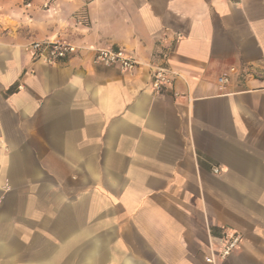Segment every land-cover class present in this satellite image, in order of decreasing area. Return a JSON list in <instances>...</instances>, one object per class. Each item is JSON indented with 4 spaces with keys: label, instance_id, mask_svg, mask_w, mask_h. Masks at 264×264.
I'll return each mask as SVG.
<instances>
[{
    "label": "crops",
    "instance_id": "obj_1",
    "mask_svg": "<svg viewBox=\"0 0 264 264\" xmlns=\"http://www.w3.org/2000/svg\"><path fill=\"white\" fill-rule=\"evenodd\" d=\"M4 11L0 264H206L224 229L242 239L218 264H264V0ZM57 40L140 66L122 74L86 50L46 66L25 50ZM164 57L177 76L157 94L147 65Z\"/></svg>",
    "mask_w": 264,
    "mask_h": 264
},
{
    "label": "built area",
    "instance_id": "obj_2",
    "mask_svg": "<svg viewBox=\"0 0 264 264\" xmlns=\"http://www.w3.org/2000/svg\"><path fill=\"white\" fill-rule=\"evenodd\" d=\"M47 6H44L46 8ZM77 25H85L87 19L83 15L75 17ZM25 50L31 56L34 62H39L46 66H54L59 63L68 61L76 56L81 50L89 51L93 54L92 63L104 67H113L118 69L122 74H133L140 64L131 58L122 50L109 48H83L64 41H34L29 43ZM166 57L161 64H149L147 68L150 74V86L153 93H164L169 90L177 76L166 65ZM236 70L231 68L229 74L235 73ZM255 77V74H252ZM229 75H223L218 78L221 85L227 84ZM20 88V87H19ZM217 173V170H214ZM242 239V235L234 230L224 229L217 237V248H210V254L205 257L206 264H218L225 261L234 252Z\"/></svg>",
    "mask_w": 264,
    "mask_h": 264
},
{
    "label": "rangeland",
    "instance_id": "obj_3",
    "mask_svg": "<svg viewBox=\"0 0 264 264\" xmlns=\"http://www.w3.org/2000/svg\"><path fill=\"white\" fill-rule=\"evenodd\" d=\"M23 1H30V0H23ZM7 3V0H0V17L4 15V8Z\"/></svg>",
    "mask_w": 264,
    "mask_h": 264
}]
</instances>
